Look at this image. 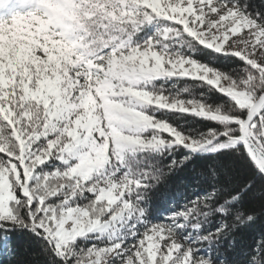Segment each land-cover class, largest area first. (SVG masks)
<instances>
[{
  "label": "snow or ice",
  "instance_id": "obj_1",
  "mask_svg": "<svg viewBox=\"0 0 264 264\" xmlns=\"http://www.w3.org/2000/svg\"><path fill=\"white\" fill-rule=\"evenodd\" d=\"M188 80L205 91L163 87ZM221 158L233 166L198 173L207 187L194 198L153 206L166 172ZM258 184L264 10L250 0H0L10 255L27 245L43 264H230L214 253L255 221L238 205ZM241 255L264 264V238Z\"/></svg>",
  "mask_w": 264,
  "mask_h": 264
},
{
  "label": "trees",
  "instance_id": "obj_2",
  "mask_svg": "<svg viewBox=\"0 0 264 264\" xmlns=\"http://www.w3.org/2000/svg\"><path fill=\"white\" fill-rule=\"evenodd\" d=\"M250 3L255 8L264 10V0H250ZM162 83L157 82V85L159 86ZM163 87L170 91L187 87L196 94L205 91L199 86V82L192 80L169 81L163 84ZM208 102L215 105L224 101L217 95L208 93ZM175 123L185 125V121L179 117L175 119ZM188 123L200 127L194 121L190 120ZM213 165L227 168L233 166V161L228 158L219 160L196 159L193 164H189L186 168L177 169L170 174L166 172L153 193V206L163 210L165 208H173L178 204L183 205L188 198H194L197 192L203 191L207 187L202 180L199 183L197 182V174L206 171L207 168ZM238 208L254 214L256 219L251 224L239 226L234 230L232 236L229 237V240H235L234 246H230L227 241H222L219 245V252L214 253L220 259L229 261L230 264H241L243 259L241 253L250 251L260 239L264 238V186L258 184L253 192L245 197L242 204L238 205ZM166 214V211H161L160 218L162 219ZM217 222L214 220L209 227L214 228ZM27 247V245L19 247L16 255H10L6 248L0 247V264H24L25 261H39L40 264H43L44 258L38 254V250L34 249L26 252L25 248Z\"/></svg>",
  "mask_w": 264,
  "mask_h": 264
}]
</instances>
